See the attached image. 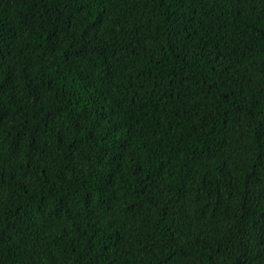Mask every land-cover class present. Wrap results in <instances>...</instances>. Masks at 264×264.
<instances>
[{
    "label": "trees",
    "instance_id": "trees-1",
    "mask_svg": "<svg viewBox=\"0 0 264 264\" xmlns=\"http://www.w3.org/2000/svg\"><path fill=\"white\" fill-rule=\"evenodd\" d=\"M0 264H264V0H0Z\"/></svg>",
    "mask_w": 264,
    "mask_h": 264
}]
</instances>
